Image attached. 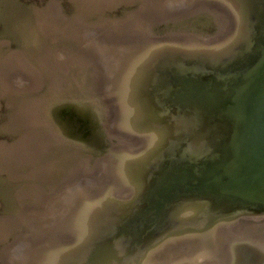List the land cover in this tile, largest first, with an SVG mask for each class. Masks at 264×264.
<instances>
[{
  "label": "water",
  "instance_id": "water-1",
  "mask_svg": "<svg viewBox=\"0 0 264 264\" xmlns=\"http://www.w3.org/2000/svg\"><path fill=\"white\" fill-rule=\"evenodd\" d=\"M195 2L225 10L227 29L138 50L113 102L137 147L104 161L117 195L42 264H194L186 241L264 216V0Z\"/></svg>",
  "mask_w": 264,
  "mask_h": 264
},
{
  "label": "rangeland",
  "instance_id": "rangeland-1",
  "mask_svg": "<svg viewBox=\"0 0 264 264\" xmlns=\"http://www.w3.org/2000/svg\"><path fill=\"white\" fill-rule=\"evenodd\" d=\"M83 1L87 0H0V264L9 262L7 253L10 248L14 250L19 236L21 242H32L33 247L49 234L50 229L55 231V223L60 216L50 219L47 209L56 204L54 193H58L59 187L76 185L75 181L70 180L65 184L67 178L77 180L72 175L75 169H80L81 192L77 194L80 197V208L86 205L91 208L103 200V196L114 192H110L112 181L105 171L109 167L103 165L104 161L107 163L114 157L112 149L137 147L130 141H120L118 136L108 131L107 104L98 94L99 82L95 74L96 71L103 72L104 68L96 69L87 58L83 59V55L92 57L90 51L82 44L79 46L69 30L62 31L61 27L66 24L52 13L53 8L58 5L65 17H82L92 26L104 24L108 20L120 21L132 15L141 18L138 20L144 26L149 20L144 19L145 15L155 13L154 10L148 12L152 7L150 2H157L154 3L155 7L163 15L172 13L183 2L186 5L195 3L191 0H123L116 6L112 5L114 2L95 8ZM212 7L167 17L169 20L153 26V33L157 36L171 33L215 36L221 29V21L219 14L211 10ZM61 51L66 55L59 58ZM79 56L80 61H76ZM61 63L64 67L59 66ZM32 68L42 73L45 80L43 86L35 91L12 88L4 79L6 71L15 72L20 69L24 74ZM54 79H57L58 84L52 82ZM37 115L42 120L37 128L33 123L20 124L22 119L31 120ZM33 130L54 133L61 140L54 142L56 146L47 153L43 151L31 165L17 167V162H13V153H9L12 149L4 148L18 143L22 136ZM109 164L113 165L114 162L110 161ZM36 168L41 169L42 175L49 173L47 180L39 174L34 176L32 171ZM110 172L113 174L112 170ZM90 176L97 177L100 183L107 181L108 187L92 183ZM38 185L43 187L44 192L37 189ZM42 192L49 200H54L47 202L43 212L41 205L46 199L41 196ZM97 192L102 197L93 201L91 196ZM87 194L90 197L84 196ZM24 207L27 210L25 212ZM15 217H18L16 222H12ZM37 218L40 219L38 225L35 223ZM80 225L88 226L86 221L80 222ZM7 231L6 236H3Z\"/></svg>",
  "mask_w": 264,
  "mask_h": 264
},
{
  "label": "bare ground",
  "instance_id": "bare-ground-1",
  "mask_svg": "<svg viewBox=\"0 0 264 264\" xmlns=\"http://www.w3.org/2000/svg\"><path fill=\"white\" fill-rule=\"evenodd\" d=\"M95 1H99V0H89V1L87 0V1H83V2L88 3V5H90V6H95V8H99L102 5L105 6L108 4H112L114 2H116V3H114L112 5L116 6V5L120 4L119 2H122L123 0H121V1L112 0L111 2L104 0L103 2H99V4L97 2L95 3ZM168 1H172V0H168ZM191 1L195 2V1H203V0H191ZM154 3H157V2H154ZM154 3L153 4H152V2L149 3L150 5H152V7L150 6V10H148V12L154 10L155 13H153V14L151 13L150 15L149 14L145 15L146 18H144V19H149V20L147 22H145L146 24L144 26L141 25L140 21L138 20L141 18H137L136 17L137 15H132L129 18L120 19V21L108 20V22H105L104 24L92 26V25H89L85 21V19H83L82 17H77L76 19H69V18L65 17L62 13L61 7L58 5L55 6V8H53V10H52V13H54L57 18H59V19L62 18V21L66 24L65 27H61L62 31H66L65 29L69 30L71 32L70 35L79 43V46L82 44V46H84L86 50L90 51L92 57L91 56L88 57L87 55H83V59L87 58V60L91 64H93L96 69L104 68L103 72H97L95 70L96 71L95 74L98 77V82H99L98 88H97L98 94L101 96V98H103L104 102H106V104H107L106 105V109H107L106 112H107V116H108V122H107L108 131L111 134H113L114 136L115 135L118 136V138H120V141L124 140L125 143H126V141H130L131 143L133 141L131 139H129V137L122 135L123 133H121L119 130L115 129V126H114L115 120L113 118H114V114L117 111V109H116V106L114 105L113 102L115 100L114 99L115 97L119 98V95L125 94L123 91L124 89L121 85L124 84L123 81L126 79L127 76H129V73L131 71L130 66L131 65L134 66L136 61L141 59L140 56H142L144 54V53H141L140 55H138L137 54L138 50L141 51L147 44H151V42H161L164 40L165 41H179V40H183V39L188 38V36L177 35L174 33L165 35L163 37L157 36L153 33V30H152L153 26L158 24L160 21L162 22V21H165L166 19L169 20V18H167V17H172L174 15L190 14V13L194 12L195 10L209 9L212 7V6L204 5L202 3H197V2H195L193 4H187L186 5L183 2V4H181V5L175 4V5H179V7H177L175 10H172V13L170 12L168 15H163V14H161L163 12L160 9L158 10L157 9L158 7H155ZM212 8L213 9H211V10H214V12L219 14L220 21H221V23H220L221 25L219 27L221 28L220 29V32H221L224 29L225 25H227V21H228L227 15L228 14H226L225 10H223V9L220 10L219 7L213 6ZM155 16H157V17H155ZM88 47L90 49H87ZM59 54L61 55V56L58 55L59 58L63 57L64 54L66 55V53L63 51H61ZM76 61H80V56L77 58ZM46 64L47 63H45V65ZM85 64H86V62H85ZM47 66L48 65H46V67ZM59 66L64 67V66H62V63ZM22 71H20V69L18 71H15V72L6 71L4 73V79L6 80V82H8L11 85L12 88H15V89H18L21 91H35L37 89H40V87L43 86V83L45 80L42 77V73H40L38 70H36L34 68H32V70L27 69V72H24V74ZM8 77H11V78H8ZM52 82L55 84L56 83L58 84L57 79H54ZM106 94H108V97ZM41 121H42L41 118H39V116L37 115L36 118H33L31 120L28 118H27V120L22 119V121H20V124H30L31 125V123H33V124L37 125V126H35V128H37L40 125ZM60 140H61V138L58 135H55L54 133H50V132L43 133V131L40 132V131L33 130V132L27 133L24 136H22L18 143L14 144L13 146H9V147L5 146L4 149L5 150H7V148H9V150L12 149V150H10L9 153H13V155H14L13 156V162L14 163L17 162V167L21 166L23 164H24V166L25 165L29 166L32 163H34L35 160L38 159L39 155L43 151H45V153H47L50 149H52L54 146H56L54 144V142H59ZM132 144H134V143H132ZM14 166H16V164ZM40 170L41 169L36 168L32 171V173L34 174V176L39 174L40 176L44 177L45 180H47L49 173L42 175V174H40L41 173ZM102 171H103V169H102ZM112 171H113V174H112V172H109V177L111 179L110 181L113 182L117 178V174H116L117 170L113 169ZM75 173H77L76 176H75ZM73 174L77 180H73L70 177V178H67L68 180H66L65 184L66 183L68 184V181L70 180V181H75L76 185H74V187H71V186L69 187V185L66 187L65 186L59 187L58 193H57V191H56V193H54V195L56 196L55 198H57L55 201L56 204L54 206H51V209H50V207L47 209V212H50V214H49V216L51 217L50 219H53V217H55L57 215H58V217L60 216L59 217L60 219L58 218L56 223H55V226H57L55 231L52 232L53 229H50L49 234H46L45 236H43L44 237L43 240L39 241L37 243V245H35L33 247L31 245L32 242L30 244L28 242L27 243L26 242L24 243L23 241L21 242L20 241L21 237L19 236L17 239L18 243L17 244L15 243V245H14V250H12V248H10V251H8V253H7V260L9 261V262H7V264H34V263H38V262L42 264L50 258L55 259L58 256H61L63 253L66 252V250H68V248H71L73 245H76L78 242H80V222H84V221L89 220V219H90V221H92L94 218H96V216H97V218L101 217V215H100L101 212L98 211L99 208L97 207L98 204H101L102 202L107 203L109 201V199H111V197H115V195H117V194H115V191L114 192L110 191L113 193L111 195L103 196L105 198L103 200H99V203L97 201V203H98V204L96 203L97 205H93L91 208H90V206L87 207V205H86V207L83 206L82 208H80L81 207L80 206V197L77 196V194L80 195V192H81L80 191V169H75L73 171L72 175ZM99 174H100V172H99ZM95 175H97V174H95ZM90 177L92 179V183H94V184L98 183L99 186L102 184L101 186L105 185L108 187V183H106L107 181L100 183L101 182L100 180L99 181L96 180L97 177H95V178L92 176H90ZM105 186H104V188H105ZM82 187H89V186L83 185ZM37 189L44 192L43 187L40 185L37 186ZM92 191H95V190H92ZM43 192L41 193L42 194L41 196H44V199H46V200H45L44 204L41 205L42 206V208H41L42 212L46 208L47 202L54 201L53 198H50V200H49V197L45 193L43 194ZM62 195L64 197H62ZM84 196L90 197V196H88V194L84 195ZM100 197H102L100 195V192H97L93 196H91V199L93 201H96L97 198H100ZM82 200H83V198H82ZM88 202L89 201H87V203ZM54 208H56V209H54ZM23 211L24 212L27 211L25 207L23 208ZM53 211H55V212H53ZM52 212H53V215H51ZM84 213L86 215L83 216ZM21 214H22V212L20 213V216H21ZM17 218L15 217L12 222H16L15 219L17 220ZM39 220L40 219L37 218L35 223L37 224V222ZM239 220H241V219H239ZM244 221H246V220H244ZM59 223H61V224H59ZM87 225H88V223H87ZM45 227H47V226H45ZM227 227H229V226H227ZM216 231H219V230H216ZM241 231H243V230H241ZM7 233H8V231L6 233H3L4 234L3 236H6ZM214 233H216V232H214ZM219 235H220V233L218 234V238H219ZM186 242H187L186 245L188 247V245L191 243H190V241H186ZM213 242H214V239H213ZM199 244H201V243H199ZM218 248H220V247L218 246ZM218 248H217V250H218ZM222 249H224V248H222ZM224 252H226V251H224ZM177 255L180 256L181 253H178ZM11 259L14 261H12ZM46 263H48V262H46ZM165 263H166V261L161 258V261L158 264H165Z\"/></svg>",
  "mask_w": 264,
  "mask_h": 264
},
{
  "label": "flooded vegetation",
  "instance_id": "flooded-vegetation-1",
  "mask_svg": "<svg viewBox=\"0 0 264 264\" xmlns=\"http://www.w3.org/2000/svg\"><path fill=\"white\" fill-rule=\"evenodd\" d=\"M234 223L227 225L230 228L224 226L216 229L219 231L211 232L203 240H191L194 264H264V216L242 218Z\"/></svg>",
  "mask_w": 264,
  "mask_h": 264
}]
</instances>
